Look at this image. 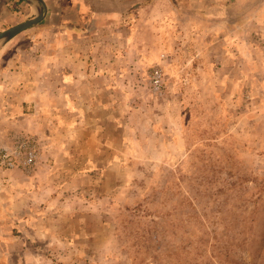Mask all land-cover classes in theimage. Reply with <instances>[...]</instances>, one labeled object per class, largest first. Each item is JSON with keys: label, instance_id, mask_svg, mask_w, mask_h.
I'll use <instances>...</instances> for the list:
<instances>
[{"label": "rangeland", "instance_id": "1", "mask_svg": "<svg viewBox=\"0 0 264 264\" xmlns=\"http://www.w3.org/2000/svg\"><path fill=\"white\" fill-rule=\"evenodd\" d=\"M91 3L56 113L45 69L35 116L0 96L35 152L0 166V264H264V0Z\"/></svg>", "mask_w": 264, "mask_h": 264}, {"label": "crops", "instance_id": "2", "mask_svg": "<svg viewBox=\"0 0 264 264\" xmlns=\"http://www.w3.org/2000/svg\"><path fill=\"white\" fill-rule=\"evenodd\" d=\"M42 2L45 6L44 18L26 30L29 32V38L33 39L29 44L30 49L39 50L40 54L35 53L36 56L31 55L30 59H21L17 54L12 57L8 55L7 58L4 56L7 49L17 47L11 45L24 40L25 36L21 35L26 31L16 35L0 48V96L6 91V99L10 102L11 95H15L14 99L19 103L18 116L25 118L38 114L36 102L42 100L37 88L40 83L38 70H48L45 76L52 81L51 85H54L53 91L43 99L45 102H51V105H48L51 112L57 110V105L53 102L57 101L59 93H66L63 98L68 99L67 88L74 84V38L81 40L84 36L83 30L86 31L87 28L86 24H95L99 14V11L93 8L92 0ZM34 15V9L22 0H0V32L29 20ZM31 76L32 78H29ZM58 85H65L66 91L58 92ZM25 102L30 103L29 105L34 103L32 113H24L22 106Z\"/></svg>", "mask_w": 264, "mask_h": 264}, {"label": "built area", "instance_id": "3", "mask_svg": "<svg viewBox=\"0 0 264 264\" xmlns=\"http://www.w3.org/2000/svg\"><path fill=\"white\" fill-rule=\"evenodd\" d=\"M161 72L155 69L152 72V84L155 88L160 86ZM21 140L17 147L8 148L0 143V166L6 169L29 167L35 159V152L28 146V142Z\"/></svg>", "mask_w": 264, "mask_h": 264}, {"label": "water", "instance_id": "4", "mask_svg": "<svg viewBox=\"0 0 264 264\" xmlns=\"http://www.w3.org/2000/svg\"><path fill=\"white\" fill-rule=\"evenodd\" d=\"M30 5L34 11L35 15L33 18L26 20L20 24H17L13 27H10L2 32H0V48L9 42L16 35L32 28L36 24H38L45 15V6L42 0H22Z\"/></svg>", "mask_w": 264, "mask_h": 264}]
</instances>
